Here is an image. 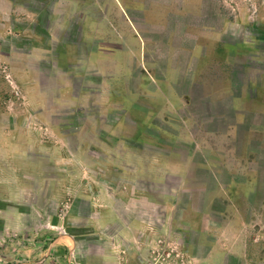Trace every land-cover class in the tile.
Segmentation results:
<instances>
[{
  "label": "rangeland",
  "instance_id": "obj_1",
  "mask_svg": "<svg viewBox=\"0 0 264 264\" xmlns=\"http://www.w3.org/2000/svg\"><path fill=\"white\" fill-rule=\"evenodd\" d=\"M58 1L55 12V0H0V140L4 154L0 158V264H264V134L251 130L243 134L242 129H237L232 135L236 127L228 128L237 125L235 114L227 118L230 124L221 121L204 132L210 122L203 112L199 118L203 133L197 144L201 152L191 159L196 144L190 135L194 138L197 128L191 127L188 134L181 119L188 114L195 119L198 113L193 114L182 103L178 110L170 111L161 110L162 104L155 106L156 126L147 127L142 135L157 142L132 141L134 126L119 129L112 126V117L108 118L110 127L96 126L93 130L98 134L87 133V119L101 113L97 103L104 101L102 80L87 78L93 70L91 65L71 67L61 61L57 56L63 51L53 42L45 49L38 48L36 37L29 41L33 33H23L22 29L28 25L36 27L41 17L42 24L46 19L44 24L52 40L60 38L64 43L69 41L70 28L79 24L78 17L83 13L91 15L98 24L117 27L119 5L117 0ZM206 5L213 7L208 15L213 19L215 14L214 23H226L223 40L236 43L234 55L241 62L236 72L240 75L248 68L247 78H233L240 85L238 90L244 93L246 81L256 89L264 81L260 78L264 71V0H206ZM214 5L220 8L213 13ZM164 9L136 12L143 22L151 23L150 31L146 25L139 26L143 39L152 37V42L153 35L158 41L171 36L172 10ZM155 13L158 16L151 17ZM175 43L171 46L178 47L180 41ZM22 54L27 60L23 66L39 73L35 81L40 84L42 98L55 105V123L61 125V130L76 128L79 134L76 142L54 143L70 149L78 160L77 186L71 191L73 194L67 193L63 199L58 191L63 176L60 169L49 166L39 180L4 171L8 161L4 156L11 141L7 136L9 120L17 112L13 108L23 102L38 101L33 93L25 99L21 95V80H13L7 71L6 57ZM104 62L112 65L118 60L112 57ZM126 70L129 75L110 77L104 84L106 90L126 88L133 92L139 85L134 76L140 70L131 66ZM157 86L160 94L156 96L151 94L149 84L143 86L142 98L155 99V104L167 101L163 81ZM87 87L99 94L80 95ZM57 104L61 106L56 107ZM222 128H227L223 143L217 134ZM249 134L253 137L244 158L240 156L241 149L245 150L243 143ZM224 151L237 156L207 158ZM214 161L221 165V174L213 175L203 169L189 171L192 162L208 165L212 170ZM86 195L95 203V211L88 218L87 203L80 199ZM191 199L202 205L187 206ZM207 202L211 206L203 205ZM109 203L118 221L101 228L97 220L103 206ZM128 209L147 219L145 237L136 235L130 227V217L124 216ZM194 212L205 216L198 224ZM153 216L156 222L150 224L148 219ZM189 220L192 226L196 223L193 228L188 225ZM119 233L126 234V238ZM58 236L62 239L56 240Z\"/></svg>",
  "mask_w": 264,
  "mask_h": 264
},
{
  "label": "crops",
  "instance_id": "obj_2",
  "mask_svg": "<svg viewBox=\"0 0 264 264\" xmlns=\"http://www.w3.org/2000/svg\"><path fill=\"white\" fill-rule=\"evenodd\" d=\"M57 2L59 1L55 0V12ZM117 2L119 6L116 10L120 22L117 27L111 28L105 24H98L91 15L83 13L78 17L80 19L79 24L70 28L67 36L68 42L63 43L60 38L55 39V41L52 40L50 30L44 24L46 19L43 18L42 24L41 17L36 27L28 25L25 29H22L23 33L24 30L27 33H33L32 39H29V41L32 42L33 38L36 37L38 48L45 49L50 42H53L63 51L60 56H57L61 58V61L71 67L78 64L91 65L93 70L87 78L102 80L101 95L104 96V101L100 105L97 103L98 111L101 113L95 116L92 115L87 119V123L84 125L86 129H89L86 130L87 133L93 135L96 132L93 128L96 126L110 127L111 123H108V118L112 117L114 118L112 126L119 129L134 126L135 131L132 141L157 142V139H146L144 138L146 136L142 135L147 127L156 126L154 122L155 106L162 104L161 110L164 108L165 111H170L173 109L178 110L179 105L182 103L185 107L187 106V110H192L193 114L198 113L195 119L190 118V114L185 119H181L188 134L191 127L197 128V131H194L195 137L193 138L190 135L191 141L196 144L191 159L198 157L201 152L197 144L200 143L199 137L203 133L199 119L203 112L205 120L210 122L204 127V132L205 128L218 126L221 121L227 120L230 124L231 122L227 118L235 114L237 125L233 124L228 128L232 130L236 127L232 131V135L237 129H242L243 134L248 130L255 134L256 132L264 134V81L262 85H257L256 89L250 82L246 81L244 93L238 90L240 85L235 84L233 80L236 75H239L236 70H238V65L241 63L234 55L236 43L232 44L223 40L226 23H214L215 14L213 19H210L208 14L211 13L210 9H213V7L207 6L206 0H117ZM215 6L213 13L220 8V6ZM155 7L166 8L164 9L166 12L172 10L170 18L174 26L169 38L158 41L156 36L153 35V41L151 42L152 37H149V40L143 39L138 29L141 24L146 25L148 29L149 27L152 29L151 23L143 22V17L136 12L138 10H152ZM155 16H158V14L155 13L151 17ZM177 40L180 41L179 46L172 47V43L176 44ZM112 57H115L118 63L111 65L104 62V60H109ZM5 60L8 63L9 76L13 80L20 79L22 82V86L19 81L17 83L22 87L21 95L27 99L31 93L37 94L38 101L23 102L17 108H13L17 109V112L16 117L12 116V119L9 120L11 126L8 129L7 136L11 138V141L7 146V155L4 156L8 160L5 163L4 171L13 176L22 175L39 180L44 177L49 166H51L50 168L60 169V174L63 176L62 180L59 179L58 191L62 199L66 198L67 193L73 194L71 191L75 190L79 179L77 155H73L70 149L55 146L54 143L76 142L79 139V134L76 132V128L70 131L61 130V125L55 123V105L46 103L42 98L43 93L40 84H36L35 81L37 78L39 79V73L23 66L27 62L23 54L14 57L7 56ZM18 64L22 66L17 67ZM130 66L132 69L140 70L139 74L136 75L137 77L134 76V79L139 83L137 88L133 92L126 88L124 90H106L104 84L109 82L110 77L122 74L129 75L130 72L126 68H130ZM248 73L246 67L239 76L243 77L245 75V78H247ZM196 78L197 82L194 81ZM260 78L264 80V71L261 72ZM161 81L166 87L167 101H160L155 104V99L150 98L149 101L142 98V87L147 84L152 89L151 94L154 96L159 95L160 89L157 85ZM193 81L195 84H193ZM138 89H140V93ZM237 90L238 92H236ZM96 93V90L87 87V89L81 90L80 95L90 94L94 96ZM97 94H99V91ZM93 105L95 104L93 103ZM58 106H61V104L56 105V107ZM68 125L72 126L71 121ZM219 130L217 134L220 138H223V143L225 140L223 133L227 128ZM106 131L107 134L111 133L110 130ZM252 137L253 135L249 134L247 141L245 137L243 143L245 150L241 149L243 154H240V156L244 158L247 156L246 146L251 143ZM1 143L0 140V158L3 159L4 154ZM234 156L237 155H228L224 151V153L215 152L207 158H235ZM213 164L212 170H209L208 165H195L193 162L192 165L189 164L188 168L192 172L202 171L203 169L213 175L221 174L222 170L219 162L214 161ZM172 172L174 173V171ZM231 189L234 190V188ZM80 199L87 203L85 217L88 218L95 211V203L88 195L81 196ZM191 200H189L187 206L202 205ZM203 205L211 206V202ZM102 209L100 218L97 220L101 228H106L118 221V215L112 209L111 203L104 205ZM127 211L128 213H125L124 216L130 217L128 218V222L131 223L130 227L136 230V235L145 237L148 229L147 219L143 220L141 216H136L130 209ZM194 214L197 219L199 218L197 224L201 221V218L205 217L198 212H194ZM75 217L78 218L77 215ZM148 220H150V224L152 222L155 224L156 217L153 216ZM192 223L194 222L192 221ZM188 225L193 228L191 220H189ZM208 229L212 230L209 226ZM120 235L126 238V234ZM58 239H62V237L58 236L56 240Z\"/></svg>",
  "mask_w": 264,
  "mask_h": 264
}]
</instances>
